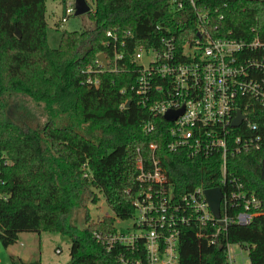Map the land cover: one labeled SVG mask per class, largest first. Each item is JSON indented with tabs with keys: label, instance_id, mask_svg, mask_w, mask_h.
Returning <instances> with one entry per match:
<instances>
[{
	"label": "trees",
	"instance_id": "obj_1",
	"mask_svg": "<svg viewBox=\"0 0 264 264\" xmlns=\"http://www.w3.org/2000/svg\"><path fill=\"white\" fill-rule=\"evenodd\" d=\"M45 2L0 0V241L8 248L21 233L50 232L71 239L67 264L144 259L142 242L134 254L117 244L109 251L106 243L117 232L115 219L135 214L133 201L141 190L138 149L148 162L149 145L159 143L156 157L179 194L197 187H225L215 159L168 152L170 124L152 116L129 91L137 76L134 51L140 46L162 51L163 42L171 38L181 50L184 42L199 38L203 28L213 37L264 42V0H195L197 12L207 15L202 23L189 0H94L95 8L88 13L94 29L63 32L58 48L48 43ZM177 3L183 7H173ZM108 32L127 42L118 48L124 59L117 64ZM100 54L106 56L108 68L98 62ZM90 77L99 81L98 87L88 84ZM19 95L43 106L47 120L42 128L8 117L9 98ZM147 122L157 129L145 133ZM229 164L246 188L264 199V154L250 152L231 158ZM93 189L101 192L116 218L93 220L87 211L86 227L80 229L75 211ZM227 242L249 245L251 264H264V215L254 217L249 226H231L223 248L208 245L196 229H185L180 264H228ZM10 263L42 261L11 255Z\"/></svg>",
	"mask_w": 264,
	"mask_h": 264
},
{
	"label": "built area",
	"instance_id": "obj_2",
	"mask_svg": "<svg viewBox=\"0 0 264 264\" xmlns=\"http://www.w3.org/2000/svg\"><path fill=\"white\" fill-rule=\"evenodd\" d=\"M189 1L202 23L207 15L197 12L195 0ZM73 4L67 6V15L75 13ZM173 7L181 9L183 5ZM67 20L64 17L62 21ZM107 36L112 38L108 45L117 64L124 59V52L118 48L126 47L127 42H120L111 32ZM173 41L163 42L162 51L144 46L135 49L131 59L137 64V76L129 91L155 118L164 119L167 112L183 108L175 121L164 119L170 124L167 150L218 161L225 187V191L218 187L223 192L220 215L212 213L202 187L184 194L175 191L161 159L156 157L160 145L152 142L150 161L137 150L136 179L141 190L133 201L134 224L131 229H117L106 242L109 251L117 244L133 254L142 242L145 258H122V264H180L185 229H196V235L210 246L224 247L231 226H249L254 217L264 215V199L249 191L229 164L231 158L243 154H264V42L213 37L205 28L194 42H184L181 50ZM87 82L99 86L95 78ZM240 116L241 123L235 126ZM156 129L153 122L144 125L145 133ZM239 245L247 248L251 264V247ZM226 259L228 264H245V257L238 261L228 242Z\"/></svg>",
	"mask_w": 264,
	"mask_h": 264
},
{
	"label": "rangeland",
	"instance_id": "obj_3",
	"mask_svg": "<svg viewBox=\"0 0 264 264\" xmlns=\"http://www.w3.org/2000/svg\"><path fill=\"white\" fill-rule=\"evenodd\" d=\"M94 10V0H86ZM75 7V0H46V19L48 22L47 38L52 48H58L63 32H74L92 30L95 23L89 18L88 14L76 16L66 14V8L70 3ZM68 20L63 22V18ZM148 60H144L147 63ZM9 106L7 108L8 117L24 126L32 128H42L47 120L42 105L33 103L25 96H10ZM98 202L95 203L93 199ZM89 212L93 220L110 216L116 218L113 211L108 207L104 196L97 189H93L92 193L85 196L83 205L75 211L74 221L80 228L84 229L85 214ZM134 222L132 218L121 220L115 219V226L118 230L131 229ZM72 241L68 236L42 232L37 233H21L16 244L5 248L0 241V264H11L10 256L14 255L24 261H30L40 257L42 264H67L71 260L70 250ZM235 251L237 260L242 262L241 256L245 257V264H249V254L246 247L239 244H231ZM60 250V252H57Z\"/></svg>",
	"mask_w": 264,
	"mask_h": 264
},
{
	"label": "water",
	"instance_id": "obj_4",
	"mask_svg": "<svg viewBox=\"0 0 264 264\" xmlns=\"http://www.w3.org/2000/svg\"><path fill=\"white\" fill-rule=\"evenodd\" d=\"M89 12H91V8L86 0H75V15L76 16L88 14ZM16 35L19 38H21V33L19 32V30L16 31ZM98 60L101 62V64L105 68H108L107 58L104 54H100L98 56ZM129 106H130V102L126 104V107H129ZM182 113H183V108L178 111H169L167 112V114L164 115V119L167 121L173 122ZM240 123H241V116L239 117V119H237L234 122V125L238 126ZM204 193H205L206 200L208 202V205L212 213L215 216H219L220 208H221V201L223 199L222 190L216 187V188L206 189ZM222 247L223 246L221 245L220 248Z\"/></svg>",
	"mask_w": 264,
	"mask_h": 264
}]
</instances>
